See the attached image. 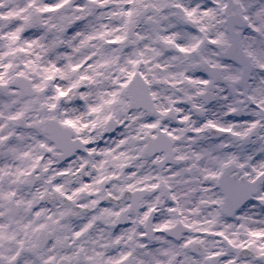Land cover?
Wrapping results in <instances>:
<instances>
[{
    "label": "snow or ice",
    "instance_id": "6c2138e0",
    "mask_svg": "<svg viewBox=\"0 0 264 264\" xmlns=\"http://www.w3.org/2000/svg\"><path fill=\"white\" fill-rule=\"evenodd\" d=\"M0 264H264V0H0Z\"/></svg>",
    "mask_w": 264,
    "mask_h": 264
}]
</instances>
